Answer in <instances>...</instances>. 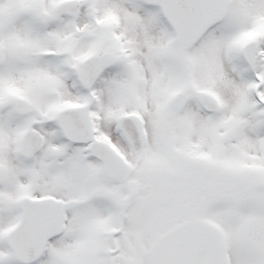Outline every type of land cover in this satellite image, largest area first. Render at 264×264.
Wrapping results in <instances>:
<instances>
[{
	"label": "snow or ice",
	"instance_id": "6c2138e0",
	"mask_svg": "<svg viewBox=\"0 0 264 264\" xmlns=\"http://www.w3.org/2000/svg\"><path fill=\"white\" fill-rule=\"evenodd\" d=\"M0 264H264V0H0Z\"/></svg>",
	"mask_w": 264,
	"mask_h": 264
}]
</instances>
